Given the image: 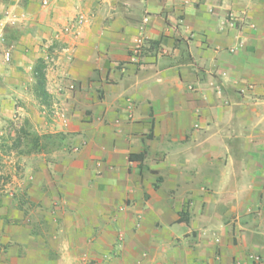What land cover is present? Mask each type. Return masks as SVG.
I'll use <instances>...</instances> for the list:
<instances>
[{"label":"crops","instance_id":"obj_1","mask_svg":"<svg viewBox=\"0 0 264 264\" xmlns=\"http://www.w3.org/2000/svg\"><path fill=\"white\" fill-rule=\"evenodd\" d=\"M0 51V115L46 133L49 58L71 136L0 264H264V0H0Z\"/></svg>","mask_w":264,"mask_h":264},{"label":"rangeland","instance_id":"obj_2","mask_svg":"<svg viewBox=\"0 0 264 264\" xmlns=\"http://www.w3.org/2000/svg\"><path fill=\"white\" fill-rule=\"evenodd\" d=\"M83 24L84 20H72L67 23L66 26L68 27V29L73 30L80 27V25L82 26ZM52 46L53 43L49 44L48 48ZM5 53L9 52L0 51V54L3 56V58ZM53 54L57 55V53ZM9 61L10 54L9 60L6 62ZM43 61L45 64L44 73L46 75V72L53 64V61L49 58L44 59ZM26 75L29 78V75ZM31 77L33 81H28L30 82L28 87H30L32 99L30 98L31 101L28 99H24V101H20V105H23L21 107L23 110H25V104L30 105L32 101H34L38 116L44 119L47 130L46 133H42L40 126H37L38 129L34 128L29 118L24 115V111H20L21 114L12 111L11 113H8V115H0V250L5 246L4 243H2L1 239L2 236L6 234V229H9V226H18L24 223L26 224L27 217V224H32V216L34 217H32L33 220L35 219V217L39 221L41 220L39 214L33 215L31 213L26 212L27 209H29V211L31 212L34 209L31 204H29V198H27L25 192L26 174L37 172L41 167L43 159L57 156L59 152L65 150V148L70 146L71 136L69 134L58 135L59 133L49 132V130H51V127L55 124L56 120L58 119L57 115L63 113L64 109H66V103H62L61 100L56 98L53 93V95H50V104L48 106L42 105L34 95V78L32 74ZM58 87H55V89L57 90ZM67 89L69 92H72L75 89V86L69 84L67 86ZM3 98L4 100L7 99L5 97ZM16 105L18 104L16 103ZM16 105L13 106L14 109ZM31 128L35 134L42 137L46 134H57L58 136L50 139L43 137L39 142L40 149H31L29 141L30 138L25 135V131L23 132V130L28 131V129ZM9 206H12L13 209L16 208L17 210L22 211V217H10L8 210ZM3 208H6L5 213L1 212V209Z\"/></svg>","mask_w":264,"mask_h":264},{"label":"trees","instance_id":"obj_3","mask_svg":"<svg viewBox=\"0 0 264 264\" xmlns=\"http://www.w3.org/2000/svg\"><path fill=\"white\" fill-rule=\"evenodd\" d=\"M44 68H45V64L44 61L42 59H38L34 65V68L32 70V76L34 78V95L35 97L40 101V103L42 105L48 106L50 104V95L46 90L45 84H46V80H45V73H44ZM26 132V136H28L30 139V146L31 149H40V140L41 138H53L56 137L58 135H64L59 133L57 134H46L42 136H39L37 134H35L31 129H28V131L23 130V132Z\"/></svg>","mask_w":264,"mask_h":264},{"label":"built area","instance_id":"obj_4","mask_svg":"<svg viewBox=\"0 0 264 264\" xmlns=\"http://www.w3.org/2000/svg\"><path fill=\"white\" fill-rule=\"evenodd\" d=\"M4 60H5V61H8V60H9V53H5V54H4Z\"/></svg>","mask_w":264,"mask_h":264}]
</instances>
